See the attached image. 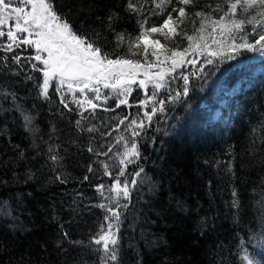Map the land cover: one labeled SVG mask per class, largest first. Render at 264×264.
I'll return each instance as SVG.
<instances>
[{"label":"trees","instance_id":"obj_1","mask_svg":"<svg viewBox=\"0 0 264 264\" xmlns=\"http://www.w3.org/2000/svg\"><path fill=\"white\" fill-rule=\"evenodd\" d=\"M53 2L65 12L64 5L70 2L85 11L95 4L98 7L94 11L102 16L119 12L116 30L138 34L137 19L141 17L123 11L125 0ZM139 3L145 10L154 7L145 0ZM221 4L222 0H195L187 6L189 15L184 22H177L176 31L194 36L193 44L207 43L206 51H219L213 38L227 37L220 35L219 28L212 34V27L206 26L199 34L204 39H199L195 30L200 27V19L194 13L205 11L211 19L219 20L223 11L213 14L212 9ZM178 6L181 5L173 0L162 14L152 15L149 24H162L167 13ZM80 18L77 12L71 20L78 23ZM236 19H244V15L238 13ZM89 23L100 27L94 20ZM251 29L252 25L245 24L240 35L250 33ZM112 35L108 34L109 39ZM153 38L169 49L173 47L162 35L149 37V59L153 62L150 70L168 71L170 59L159 63L151 56ZM175 39L179 41L180 37ZM0 41V47L10 43L6 37ZM240 42L238 37L236 43ZM188 43L183 40L180 49L188 47ZM13 48L22 57L35 54L28 46ZM117 51L124 55L127 49ZM12 55L13 52L0 50V58L8 57L0 59V264H103L102 246L90 245L101 224L106 229L108 222L104 216H111L97 207L99 204L120 213L118 231L112 229L119 238L117 264H241L245 249L255 257L256 264H264V55L243 52L240 59L244 72L237 70L239 64L227 62L208 75L206 81L200 78L204 74L199 71L205 56L196 55L198 64L186 67L190 70L188 96L181 95L173 101L184 83L176 80L174 72L170 73L172 81L154 97L155 101L167 98L164 111H157L150 125L144 112L159 105L149 101L145 107L140 101L146 99V90L152 94L153 87L142 90L138 84L130 85V106L119 108L116 105L124 97L102 87L101 99L93 100L99 105L95 111L72 103L69 95V107L74 109L69 112L51 88L50 101L38 96L34 82L25 77L39 76L42 82V74L33 72L23 60L22 67L15 64ZM161 60H165L164 55ZM252 62L261 69L253 72ZM5 64L7 67H2ZM211 68L205 65L206 70ZM218 87L229 93L213 121L212 111L217 104L213 97ZM4 93H15L16 99L11 95L4 99ZM76 95L84 99L79 92ZM104 95L108 96L107 101ZM87 96L91 98L93 93L88 92ZM106 108L114 111H105ZM25 116L31 118L27 126ZM124 116H128L125 124L143 119L147 126L142 131L137 129L140 136L135 142L140 157L130 156L133 163L120 165V155L126 145L131 147L133 139L124 130L125 125L113 131ZM77 120L81 121L79 126ZM93 125L97 131L87 132ZM109 132L111 136L106 135ZM121 135L126 139L117 144ZM100 145L103 151L115 147L108 156L88 151L90 146L101 150ZM53 155L57 160L50 158ZM101 161L109 164L114 175L126 168V176L120 180L122 184L129 181L130 199L108 191L114 187V181L104 174ZM89 165L93 172L88 171ZM141 167V175L134 176ZM85 176L89 177L87 181ZM132 179L137 181L136 185L130 183ZM101 184L105 185L103 196L97 191ZM234 190L236 197L232 195ZM234 199H238V208L232 207ZM125 204L127 207H123ZM65 232L68 237L62 239Z\"/></svg>","mask_w":264,"mask_h":264},{"label":"snow or ice","instance_id":"obj_2","mask_svg":"<svg viewBox=\"0 0 264 264\" xmlns=\"http://www.w3.org/2000/svg\"><path fill=\"white\" fill-rule=\"evenodd\" d=\"M145 2L154 5V7L145 10L139 0H125L123 11L141 17L137 19L138 34L132 35L116 30L115 25L120 18L119 12H108L106 16H102L94 11L98 7L95 4L85 11L83 7L70 2L64 5V8L67 9L65 12L59 5L54 4L53 0H0V29L7 27V31L0 30V38L6 37L10 41V43L0 47V50L13 52L11 60L15 64L22 67L23 60L33 72L42 74V82H40L39 76L26 75L25 79L34 82L33 86L38 89V96L43 97L45 100H51L49 92L51 88L53 93L58 94L59 103L69 112L74 111L69 107V95L72 97V103L81 108L87 105L95 111L99 105L93 103V100L101 99L100 85L105 89H112L118 97H124L119 100L116 105L117 108L121 105L130 106L127 99V96L132 92L130 85L137 83L140 70L145 69L143 72L145 79L139 80L138 86L146 89L147 83H152L154 91L149 95L146 90V99L140 101V105L147 107L149 101L159 105V107H153L151 112H144L148 125L151 124L152 117L157 111H164L167 100V98L159 101L154 100L159 90L165 88L167 84L164 79V72L151 73L147 70L153 66V62L149 59V37H155L156 34H159L164 37L165 41H171L173 44V47L169 49L167 44H162L159 39L153 38L151 40V56L155 57L159 63L171 60V66L168 69L169 74L175 72L178 67H184L185 64L196 65L198 63L195 59L196 55L203 54L205 60L199 71L204 74L200 78L205 81L208 75L220 70L222 64L227 62L239 64L243 52H258L264 55V0H222L221 5L212 9L213 14L223 11V15L219 17V20L211 19V16L205 11L194 13V16L200 19V27L195 30L199 39H204L199 34L206 30V26L212 27V34L219 28L220 35L227 37V39L221 40L213 38L212 43L220 49L219 51H206L208 48L207 43H204L203 46L198 43L193 44L194 36L186 33L181 35L176 31L177 22L180 24L184 22V19L189 15L187 6L193 5L195 0H177V3L181 6L173 7L167 13L163 23L158 26L149 24L150 17L162 14L165 11V6L172 4L173 0H145ZM77 12L80 13L81 18L78 23H74L71 17L75 16ZM173 13H176L175 17ZM238 13L244 15V19H236ZM89 20L99 22L100 27L93 26L92 23H89ZM10 21L12 22L11 25L9 24ZM245 24L252 25V29L250 33L241 36L240 33L244 32ZM109 33L113 34L112 39H109ZM178 36L180 37L179 41L175 39ZM238 37L240 43H236ZM249 37H251V41ZM183 40H187L189 43L188 47L181 50L180 44ZM2 43L0 41V44ZM142 43L143 46H141ZM14 45L17 49L28 46L35 50V54L22 57L20 53L14 52ZM123 48H126L127 51L124 55H121L117 49ZM224 48L228 49L227 52L223 51ZM109 49L111 50L109 51ZM24 51L27 52L28 49L25 48ZM169 52L170 56L168 55ZM129 54L136 58H130ZM161 55H164V61L161 60ZM0 59L7 60L8 57ZM146 65L147 68H145ZM205 65H211L212 68L206 70ZM2 67H7V65H2ZM237 70L244 72L245 68L241 66ZM16 75H19V73L17 72ZM179 78L183 80L184 86L173 97V101L181 95L188 96L189 94V76L181 72ZM77 92L84 95L83 100L77 97ZM88 92L93 93L91 98L87 96ZM9 95L13 100L16 99L15 93H4L3 98L8 99ZM103 98L107 101L108 96L104 95ZM87 110L85 108V111ZM104 110L114 111L112 108ZM24 119L26 126L31 123L29 116H25ZM127 120L128 116H124L123 119L119 120L117 127L113 129V131H118L119 125H125L124 130L130 132L133 138L131 147L129 148L126 145L125 152L120 155V165L133 163V160L128 159L130 156L140 157L135 142V138L140 136V131H137V129L142 131L147 126L143 119L139 122L137 119H132L125 124ZM80 123V120L76 121L77 126ZM86 131L93 133L97 129L93 125L87 128ZM106 135L111 136L112 133L109 132ZM125 139L121 135L117 139V144ZM114 147L115 145L109 146L107 151H103V145H100L101 150L90 146L88 151L96 156H108ZM49 151L51 152L52 149L49 148ZM20 155L23 157L22 151ZM50 158L57 160L55 155ZM100 163L103 165L104 174L114 181V187H109L108 191H115L118 197L122 196L125 200L130 199L129 181L125 180L122 184L120 180V177L126 176V168H120L118 173L114 175L109 171V164L102 161ZM88 171H94L91 165H89ZM143 171L142 167L139 168L134 176L139 177ZM88 179V176L84 177L85 181ZM130 183L136 185L137 181L132 179ZM104 189L105 185L103 184L97 186V191L100 192L101 196L104 195ZM232 195L233 197L237 196L235 190ZM112 202L119 206L118 201L113 200ZM97 207L110 212L111 216H104V221L108 222L106 229L105 225L101 224L100 232L93 236L90 245L94 243L99 246L103 242V264H109V261L117 264L119 238L112 229L115 227L118 231L120 213L105 204H99ZM123 207H127V205L125 204ZM232 207H239L238 199L232 201ZM67 237L68 233H63L62 239ZM73 243L81 244L82 242L73 241ZM241 264H256L255 257L249 256L246 249Z\"/></svg>","mask_w":264,"mask_h":264},{"label":"rangeland","instance_id":"obj_3","mask_svg":"<svg viewBox=\"0 0 264 264\" xmlns=\"http://www.w3.org/2000/svg\"><path fill=\"white\" fill-rule=\"evenodd\" d=\"M9 24L11 25L12 24V22L10 21L9 22ZM0 30H4V31H7V27H4L3 29H0ZM14 30V29H13ZM35 51V50H34ZM198 57V56H197ZM256 57L257 58H260L259 57V55H256ZM254 58V57H253ZM195 59H197L196 57H195ZM252 59V58H251ZM250 60V59H249ZM248 60V62H250ZM200 61V60H199ZM252 61H255V60H252ZM242 62V59H240V63H239V65L240 66H242V64L243 63H241ZM253 63V72H256V71H258V70H260L261 68H260V66H256V65H258L257 63H254V62H252ZM198 64V63H197ZM196 64V65H197ZM187 65H191V64H185L184 65V67H178L177 69H176V71L174 72V77L176 78V80H180V81H183L182 79H180L179 78V74L182 72L184 75H188V72L190 71V70H186V67H188ZM256 66V67H255ZM148 71H150L151 73H156V72H164L165 73V77H164V79H165V82H166V84H168L169 82H171L172 81V76L170 77L169 75V72L167 71V70H164L163 71V69H159V68H154V70H150V69H147ZM145 71V69H141L140 70V75H138L137 76V83L136 84H139V80H141V79H145V77H144V75H143V72ZM171 75H172V73H171ZM179 85V82L177 83V86ZM237 86H239V84H237ZM236 86V87H237ZM103 86L102 85H100V90H101V88H102ZM150 88V87H153V85H152V83H147V88ZM146 88V89H147ZM142 90H146V89H143V88H141ZM178 92H179V90H178ZM229 92H227V91H224V92H221V90H220V87H218V91H217V93H216V97H213V100H215V103H217L216 104V106H215V108L213 109V111H212V119H213V121H215L216 119H217V117L219 116V114H220V110H221V107H223V105H225V103H226V95L228 94ZM221 95H223V96H220ZM226 96V97H225ZM87 106V105H86ZM103 245V242H102V244H101V246ZM110 247H111V245H110ZM103 253V252H102ZM104 254V253H103Z\"/></svg>","mask_w":264,"mask_h":264}]
</instances>
